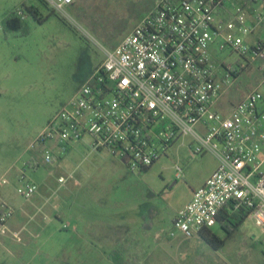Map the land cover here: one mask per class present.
<instances>
[{
	"label": "rangeland",
	"instance_id": "rangeland-1",
	"mask_svg": "<svg viewBox=\"0 0 264 264\" xmlns=\"http://www.w3.org/2000/svg\"><path fill=\"white\" fill-rule=\"evenodd\" d=\"M157 1L74 0L67 16L54 12L38 24L28 15L26 30L11 32L4 24L11 13L34 6L45 16L51 8L42 0H0V182L6 180L0 186V204L12 213L9 223L24 224L32 218L30 232L35 223L49 221L43 238L25 249V236L11 231L10 242L0 246V264H113L108 254L120 245L131 264H202L208 255H217L213 258L219 261L239 253V264H264V231L252 218L218 252L199 238L164 236L173 215L216 164L211 154L191 156L188 137L140 174L130 173L123 161L107 152L89 153L81 145L58 162L46 163L43 148L54 154L56 150L50 144H34L102 62V48L114 47ZM214 57L218 63L244 68L217 103L223 110L225 103L257 86L263 62L250 54L246 62L227 51ZM176 164L184 170L181 180L175 179ZM22 174L38 186L29 199L17 193ZM59 177L66 183L59 184ZM212 230L225 236L219 226Z\"/></svg>",
	"mask_w": 264,
	"mask_h": 264
},
{
	"label": "built area",
	"instance_id": "built-area-1",
	"mask_svg": "<svg viewBox=\"0 0 264 264\" xmlns=\"http://www.w3.org/2000/svg\"><path fill=\"white\" fill-rule=\"evenodd\" d=\"M42 1L67 16L74 0ZM16 14L24 16L21 9ZM225 51L263 63L257 86L220 110L217 103L244 70L215 60ZM102 53L88 80L37 136L34 144L56 150L43 148L44 161L58 162L81 145L89 153L107 152L140 174L188 137L191 156L211 154L217 166L164 236L191 239L239 210L264 231V0H158ZM174 171L181 180L182 166ZM20 181L17 193L24 199L37 192L23 174ZM58 183L66 181L59 177ZM11 216L0 204V224Z\"/></svg>",
	"mask_w": 264,
	"mask_h": 264
},
{
	"label": "trees",
	"instance_id": "trees-1",
	"mask_svg": "<svg viewBox=\"0 0 264 264\" xmlns=\"http://www.w3.org/2000/svg\"><path fill=\"white\" fill-rule=\"evenodd\" d=\"M43 4L47 6L44 2ZM16 11L11 13L4 21L5 28L11 32L26 30L25 22L26 16L28 15H30L38 24H43L51 14H54V11L51 9V12L43 16L40 10L34 6L26 7L25 11H23L24 16L17 15ZM248 217V212L244 210H239L229 216L223 215L220 218L222 220L221 227L225 233L224 237H219L217 234L208 229L202 230L199 233V236L212 248L216 250L220 249ZM125 253V246H117L108 254V259L111 260L113 264H131L124 258Z\"/></svg>",
	"mask_w": 264,
	"mask_h": 264
},
{
	"label": "crops",
	"instance_id": "crops-1",
	"mask_svg": "<svg viewBox=\"0 0 264 264\" xmlns=\"http://www.w3.org/2000/svg\"><path fill=\"white\" fill-rule=\"evenodd\" d=\"M121 41V40H120ZM119 41V42H120ZM118 42V43H119ZM117 43V44H118ZM116 44V45H117ZM115 45V46H116ZM114 46V47H115ZM245 96V94L240 98V99H238V100H235V101H229V102H227V103H225V105H224V108L223 109H227L228 107H229V105H231L232 103H234V102H237V101H239V100H241L243 97ZM78 146L76 145L73 149H75V148H77ZM73 149H71L69 152H68V154L73 150ZM67 154V155H68ZM216 166H217V163L215 164V168L212 170V172L216 169ZM212 172L205 178V180L198 186V187H200L201 185H203L204 184V182L207 180V178L212 174ZM198 187H196V188H194L193 190H192V193H193V191L195 190V189H197ZM192 198V197H191ZM191 200V199H190ZM43 204L37 209V211H38V213H40L41 212V210H43ZM56 213H57V218L58 219H60V215H59V213L57 212V211H55V215H56ZM176 214V213H175ZM175 214L173 215V217L175 216ZM173 217H172V219H173ZM248 218H250V217H248ZM30 219H32V218H30ZM30 219H28V223H29V221H31ZM44 219H46V217H44ZM172 219H171V221H172ZM28 223H22V224H17V225H15V223L14 224H12V221L9 223L8 222V220L6 221V223L4 224V225H1L0 224V246H4V245H6L7 244V242H10V237H9V235H10V232L11 231H14L16 234L15 235H21V234H23L25 237H23V239H24V242L22 241V245H23V248L24 247H29L30 246V244H33V243H35V242H38V241H40V239L41 238H43V236H44V232H45V230L47 229V227L49 226V221H48V223H44V225H42V224H38V222L37 223H35V230H33L32 232H30V231H28V227H29V224ZM244 223V222H243ZM242 223V224H243ZM242 224L239 226V228L242 226ZM221 225L222 224H219V225H217V226H219L220 227V229L222 230V227H221ZM257 227V226H256ZM239 228L234 232V233H236L238 230H239ZM259 228V227H258ZM211 231L213 232V230L211 229ZM223 231V230H222ZM224 232V231H223ZM215 233V232H214ZM8 234V235H7ZM216 234V233H215ZM218 235V234H217ZM219 237H222V235H218ZM232 237V236H231ZM193 238H199V239H201V240H203L200 236H196V237H193ZM22 239V240H23ZM188 240V239H187ZM204 241V240H203ZM264 241V240H263ZM205 242V241H204ZM255 242V241H254ZM251 244H253V242H250V244L248 245V246H250L251 247V249H252V252H253V255L256 253V250H255V248L251 245ZM209 245V244H208ZM210 246V245H209ZM211 247V246H210ZM212 248V247H211ZM25 249V248H24ZM212 250H214L215 252H218V250L219 249H214V248H212ZM23 254V251H22V253H19L18 254V256H19V258H22L21 257V255ZM39 255H40V252L38 253ZM215 256H217V255H215ZM215 256H213V257H215ZM242 256V253L240 254H236V255H234L233 257H231V256H229V255H227V256H222L220 259H219V261L218 260H216L215 258H213L212 256H210V255H208V257H207V261L205 262V263H202V264H239V262L237 261L240 257ZM244 256V255H243ZM246 256V255H245ZM32 258H34V256H32ZM230 258H232V259H234L235 261L234 262H232V260H230ZM257 262V261H256ZM62 264H67V262L66 261H64Z\"/></svg>",
	"mask_w": 264,
	"mask_h": 264
}]
</instances>
